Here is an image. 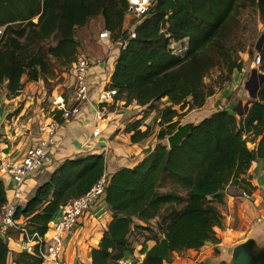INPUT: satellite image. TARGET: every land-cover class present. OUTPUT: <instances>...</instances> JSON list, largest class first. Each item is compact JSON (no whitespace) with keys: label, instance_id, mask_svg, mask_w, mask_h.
Returning a JSON list of instances; mask_svg holds the SVG:
<instances>
[{"label":"trees","instance_id":"1","mask_svg":"<svg viewBox=\"0 0 264 264\" xmlns=\"http://www.w3.org/2000/svg\"><path fill=\"white\" fill-rule=\"evenodd\" d=\"M127 8V0H0V84L8 97L17 96L25 83L42 80L45 85L59 72H71L81 45L77 31L100 17L111 41L124 43L110 77L109 88L116 91L110 105L144 108L141 118L125 127L132 142L158 130L157 144L133 167L109 173L103 155L82 154L65 159L47 176L43 171L13 219L23 221L28 236L44 237L59 210L105 175L103 205L111 219L90 252V264H119L136 244L144 256L140 264H170L175 254L219 243V207L228 190L250 194L248 171L254 162L264 161V83L243 115L217 109L179 147L169 150L163 143L182 116L203 108L234 72L245 69L240 55L248 39L240 18L249 10L264 24V0H153L136 24L134 38L124 26ZM185 39L184 57L174 56L170 43ZM258 56V71L264 75V50ZM214 70L218 73L212 79ZM161 101L166 104L158 107ZM111 106L100 105L103 110ZM153 112L152 124L140 131ZM54 116L61 121L59 112ZM7 202L0 180V213ZM10 231L0 235V264H8ZM149 241L154 246L147 251ZM12 264L43 260L34 247L32 253H15Z\"/></svg>","mask_w":264,"mask_h":264},{"label":"crops","instance_id":"2","mask_svg":"<svg viewBox=\"0 0 264 264\" xmlns=\"http://www.w3.org/2000/svg\"><path fill=\"white\" fill-rule=\"evenodd\" d=\"M95 19L99 21V24H102L100 17ZM95 19H91L89 27L87 25L82 30H89ZM102 28L97 35L95 33L92 35L94 29L90 30L88 36L96 38L95 41L90 42L85 37L81 45L79 44L78 53L86 54L90 59H100L103 62L92 70L88 102L83 105L76 118L71 119L69 123L63 124L58 129L56 143L51 149L44 170L46 176L65 159L75 158L82 154L103 155L109 173L122 167H133L157 144V129L149 138L139 142H132L130 139L132 133L124 132L129 123L141 118V111L144 108L137 107L135 103L129 106H124L123 102L113 106L110 105L112 103H108L111 108L106 107L103 110L105 118L101 121L95 120L99 94L102 90L109 88L115 58L119 51L115 50L116 47L113 43H107L106 40L98 38L99 33L104 30ZM244 63L246 64V62ZM245 72V69L238 74L234 72L231 82L217 90L213 96L206 100L204 107L198 111L206 110L210 102L213 103L212 109L219 108L231 98L236 89H238V100L234 105L242 101L241 75H246ZM236 75H240L241 78ZM61 78L63 79L56 83L50 92L52 95L63 94L70 101L73 93L72 75L67 72L62 74ZM56 79L55 81H58ZM50 92L45 89L42 80L25 83L15 97H8L5 85H0V149L6 159L12 161L22 159L27 149L34 145L40 136L37 129L40 125L38 118L44 117L49 119L48 121L52 119V115L48 111ZM234 105L231 107L226 105L224 109L232 111L236 107ZM209 109L207 113H213L209 112ZM207 113L205 112L206 117H208ZM155 117L154 113L149 114L143 120L140 131L149 127ZM96 127L99 129V134L94 137L93 132ZM39 175L30 178L22 185L21 198H30L39 181ZM248 176L252 187L251 193L245 194V196L241 194L242 192L239 194L237 192L236 195L230 193L225 198V205L219 207L223 216V227L215 231L219 243L215 245L212 242H207L200 250H187L175 254L170 264H227L225 258L230 256L232 247L236 243L244 241L248 236L264 243V161L254 162L248 171ZM0 180L3 182L9 202L12 199L13 182L1 177ZM110 219V214L104 205L99 204L97 207L91 208L80 219L74 233L65 239L61 264H90V252L97 248ZM19 224H23V221L20 220ZM22 242V235L18 234L15 229L11 230L7 239L10 248L8 264H12L15 253L24 251ZM144 245L148 251L154 246V242L149 241ZM141 248V245L136 244L134 252L125 255L119 264H140L144 257L139 253Z\"/></svg>","mask_w":264,"mask_h":264},{"label":"built area","instance_id":"3","mask_svg":"<svg viewBox=\"0 0 264 264\" xmlns=\"http://www.w3.org/2000/svg\"><path fill=\"white\" fill-rule=\"evenodd\" d=\"M128 8L126 18H130L133 24L129 26L128 35L134 38V28L136 24L147 13L153 0H127ZM37 19H33L36 22ZM99 39L109 40L110 33L103 30L99 33ZM119 48L124 47L122 42H112ZM169 49L171 53L179 58H183L187 50V40L182 42H171ZM255 66L258 70L260 58L256 54ZM103 61L100 59H90L83 54H77L76 61L72 65L70 72L73 78L72 98L68 101L63 94L52 97L49 101L48 111L52 119L45 124L38 126L39 138L34 145L29 147L22 159L12 161L5 158L0 149V177L7 178L13 182L12 199L5 204L0 216V235H6L11 229L19 231L23 237L22 249L28 253L34 251L36 247L43 263L61 264L65 239L74 233L80 218L85 215L97 203L103 205V195L107 185L105 175L102 176L83 196L72 199L68 204L59 210L57 219L49 224V228L44 237L37 234L28 236L24 224L13 219L16 207L21 200V187L32 177L41 174L46 167L52 147L56 143V133L58 129L68 121L76 118L83 105L88 102L90 96V77L92 70L99 66ZM259 72V71H258ZM260 73V72H259ZM116 95L114 89L106 88L99 94L98 103L95 110V120L101 121L104 118V111L100 107L102 103H113V97ZM60 113V122L54 119V114ZM99 134L96 127L93 136ZM1 145V141H0ZM245 196V193H241ZM35 239V240H34Z\"/></svg>","mask_w":264,"mask_h":264},{"label":"water","instance_id":"4","mask_svg":"<svg viewBox=\"0 0 264 264\" xmlns=\"http://www.w3.org/2000/svg\"><path fill=\"white\" fill-rule=\"evenodd\" d=\"M126 39L127 36L124 37V40ZM255 50L257 53L264 50V36H261L257 41ZM263 83L264 75L259 74L256 69H252L248 80L244 83V89L249 99L245 104L239 101L232 112L237 116L246 113L250 103L257 100L258 90ZM262 105L264 106V103ZM240 109L242 111H239ZM205 118L204 113H198L196 116L188 117L181 124H178L174 132L166 137L167 148L171 150L179 147L190 135L191 130ZM225 260L227 264H264V243L248 236L244 241H240L232 247L230 256L226 257Z\"/></svg>","mask_w":264,"mask_h":264},{"label":"rangeland","instance_id":"5","mask_svg":"<svg viewBox=\"0 0 264 264\" xmlns=\"http://www.w3.org/2000/svg\"><path fill=\"white\" fill-rule=\"evenodd\" d=\"M252 12H249V10H246V11H242V16H241V18H240V20H241V23H242V26H241V28H242V32L244 33V36H245V38L246 39H248V44H247V48H246V52L245 53H242L241 55H240V58H244V59H242V61L243 62H246V68H245V73H246V75H241V77H242V79H241V88H243V97H242V104H245V102L246 101H248V94H247V92H246V90H244V83L248 80V78H249V76H250V71L252 70V69H256V66H255V56H256V54H258L257 53V51L255 50V46H256V43H257V41L259 40V38L261 37V36H264V24H262L256 17H255V15H252L251 14ZM133 21L134 20H131L130 18H125V26H126V28L125 29H129V26L131 25V24H133ZM88 24H90V23H88ZM87 24V25H88ZM86 25V26H87ZM87 27H89V25L87 26ZM103 26H102V24L100 23L99 24V21H97L96 19H95V21H93L92 22V25H91V27H90V29L89 30H85V31H83L82 29H80L79 31H77V33H76V35H75V38H76V40L79 42V43H82L83 42V40H84V38L86 37L87 38V40L88 41H90V42H92V41H95L96 40V38H94V37H89L88 36V34L90 33V30H93L94 29V31H93V34L92 35H97V33L101 30V28H102ZM102 30H103V28H102ZM95 33V34H94ZM107 41V43H109V42H111V39H109V40H106ZM106 45V44H105ZM115 50H119V46L118 45H115ZM251 53V54H250ZM78 54H82V53H78ZM175 56V55H174ZM177 57V56H176ZM68 71H64V72H59L58 73V75H57V79L56 80H58L59 78V80L58 81H55V79H53V81H55V82H48V81H52V80H48L47 82H46V84L44 85L45 87H46V89H52V87L56 84V83H58L59 81H61L63 78H61L62 77V74H66ZM217 70H214L213 72H212V79L217 75ZM238 73H240V72H237L236 71V74H238ZM259 73V72H258ZM260 74V73H259ZM236 76H238V75H236ZM240 76V75H239ZM238 76V78H241V77H239ZM211 77L210 78H207L206 79V82L208 83L209 82V80L211 79ZM237 78V79H238ZM243 78H244V81H243ZM1 85V84H0ZM55 90V89H54ZM53 90V91H54ZM237 94H238V89H236L235 91H234V93L232 94V96H231V98L229 99V100H227L226 102H225V104H222L219 108H217V109H221V108H225V106L226 105H228V106H233L236 102H237V100H238V97H237ZM54 95V94H53ZM52 94H51V92H50V97H49V100H51L52 98V96H53ZM55 96V95H54ZM51 98V99H50ZM165 102L164 101H161L160 103H157L156 105H158V107H163V106H165ZM234 106H236V105H234ZM210 108V109H209ZM213 108V103H209L208 104V106H207V109L206 110H203L202 112L201 111H192L191 113H189V114H187L186 116H182V118H180L179 120H178V124H181V122H183V121H185V119L186 118H188V117H193V116H196L198 113H204L205 114V112L207 113V111H208V109H209V112L211 111V112H214V111H216L217 109H212ZM239 111H242V109H240ZM155 115H156V113L155 112H153ZM207 115H210V114H208L207 113ZM104 118H105V116H104ZM103 118V119H104ZM39 119V124L41 125L42 123L43 124H45V123H47L48 122V120L49 119H47V118H44V117H42V118H38ZM71 121V120H70ZM70 121H68L67 123H69ZM248 140H250V138H248ZM163 143L164 144H166V139L163 141ZM184 191V190H183ZM182 191V192H183ZM229 191V193H231V194H233V192H234V190H228ZM184 192H186V191H184ZM183 192V193H184ZM57 219V217L54 219V220H56ZM53 220V221H54ZM132 240L133 241H137V240H139L138 239V237H132ZM149 247V246H148ZM121 264H123V263H121Z\"/></svg>","mask_w":264,"mask_h":264},{"label":"clouds","instance_id":"6","mask_svg":"<svg viewBox=\"0 0 264 264\" xmlns=\"http://www.w3.org/2000/svg\"><path fill=\"white\" fill-rule=\"evenodd\" d=\"M258 55V54H257ZM257 70V69H256ZM257 72H258V70H257ZM261 74V73H260Z\"/></svg>","mask_w":264,"mask_h":264}]
</instances>
